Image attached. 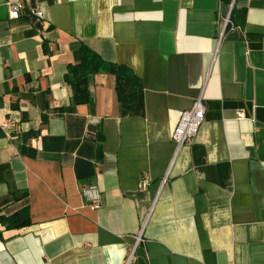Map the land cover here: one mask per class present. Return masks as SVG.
<instances>
[{"label":"crops","instance_id":"0c3cea01","mask_svg":"<svg viewBox=\"0 0 264 264\" xmlns=\"http://www.w3.org/2000/svg\"><path fill=\"white\" fill-rule=\"evenodd\" d=\"M6 2L0 217L27 209L28 225L0 223V264H264V0H25L16 18ZM82 45L138 78L140 109L105 72L73 104Z\"/></svg>","mask_w":264,"mask_h":264},{"label":"trees","instance_id":"16d2710c","mask_svg":"<svg viewBox=\"0 0 264 264\" xmlns=\"http://www.w3.org/2000/svg\"><path fill=\"white\" fill-rule=\"evenodd\" d=\"M105 72L115 78L117 101L123 111H135L142 107L141 84L138 78L125 66L107 63L96 53L81 46L79 61L68 66L64 81L72 91L74 105L91 104L90 83L95 74ZM28 211L23 209L10 217H0L6 228H20L28 225Z\"/></svg>","mask_w":264,"mask_h":264},{"label":"built area","instance_id":"2783aa9c","mask_svg":"<svg viewBox=\"0 0 264 264\" xmlns=\"http://www.w3.org/2000/svg\"><path fill=\"white\" fill-rule=\"evenodd\" d=\"M25 0H7L6 5L10 18H16L24 10ZM33 14L40 19L42 13L33 11ZM205 106L201 97H198L192 104L190 109L181 112L172 133V141L179 148L184 144H191L199 132L200 126L204 121ZM244 117L242 111H238L237 118ZM142 187L146 186V180L141 181ZM81 195L87 205L92 210H98L101 207V193L95 185H84L80 188Z\"/></svg>","mask_w":264,"mask_h":264}]
</instances>
